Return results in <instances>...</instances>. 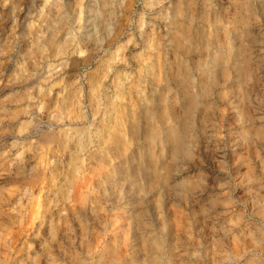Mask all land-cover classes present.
I'll use <instances>...</instances> for the list:
<instances>
[{"label":"clouds","instance_id":"1","mask_svg":"<svg viewBox=\"0 0 264 264\" xmlns=\"http://www.w3.org/2000/svg\"><path fill=\"white\" fill-rule=\"evenodd\" d=\"M0 264H264V0H0Z\"/></svg>","mask_w":264,"mask_h":264}]
</instances>
